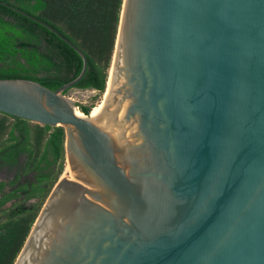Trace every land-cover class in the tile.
<instances>
[{
    "label": "water",
    "instance_id": "water-1",
    "mask_svg": "<svg viewBox=\"0 0 264 264\" xmlns=\"http://www.w3.org/2000/svg\"><path fill=\"white\" fill-rule=\"evenodd\" d=\"M14 8L82 66L54 89L0 78V111L65 131L13 264H264V0H123L95 116L63 92L84 51Z\"/></svg>",
    "mask_w": 264,
    "mask_h": 264
},
{
    "label": "trees",
    "instance_id": "trees-1",
    "mask_svg": "<svg viewBox=\"0 0 264 264\" xmlns=\"http://www.w3.org/2000/svg\"><path fill=\"white\" fill-rule=\"evenodd\" d=\"M5 3H4V2ZM123 0H0V78L24 77L52 89L78 74L79 53L24 10L55 27L85 53L87 67L72 87L105 92ZM71 88V87H70ZM69 88L63 92L66 93ZM89 115L91 104H79ZM91 109V111H90ZM65 131L0 111V165L24 166L45 177L32 187V204L20 210L0 207V264H13L52 186L64 167ZM23 157V161L19 158ZM46 168L45 172H41ZM1 203L13 195L1 188ZM24 189V187H20ZM23 191V190H22Z\"/></svg>",
    "mask_w": 264,
    "mask_h": 264
},
{
    "label": "flooded vegetation",
    "instance_id": "flooded-vegetation-1",
    "mask_svg": "<svg viewBox=\"0 0 264 264\" xmlns=\"http://www.w3.org/2000/svg\"><path fill=\"white\" fill-rule=\"evenodd\" d=\"M15 7L14 5H11ZM20 161H23V157L20 156ZM46 168H43L41 172H45ZM1 188L10 192L13 190V195L3 201L0 207L7 210H20L32 204L35 200V196L31 195L32 187L36 186L38 183L40 186H45V177L39 176L37 170L24 171V166L21 165H0V183H2ZM24 187V189L20 188ZM23 190V191H22ZM0 192V197H1Z\"/></svg>",
    "mask_w": 264,
    "mask_h": 264
},
{
    "label": "rangeland",
    "instance_id": "rangeland-1",
    "mask_svg": "<svg viewBox=\"0 0 264 264\" xmlns=\"http://www.w3.org/2000/svg\"><path fill=\"white\" fill-rule=\"evenodd\" d=\"M65 94L69 96L74 103L78 102L79 104H91V108L94 107L90 114L91 116H94L99 111L102 106L103 98L105 97V92H100L99 90L91 87H71ZM76 107L82 114H86L79 108V105L76 104ZM66 164L67 162L65 158L61 174H63Z\"/></svg>",
    "mask_w": 264,
    "mask_h": 264
},
{
    "label": "bare ground",
    "instance_id": "bare-ground-1",
    "mask_svg": "<svg viewBox=\"0 0 264 264\" xmlns=\"http://www.w3.org/2000/svg\"><path fill=\"white\" fill-rule=\"evenodd\" d=\"M108 81H109V79H108ZM107 86H108V82H107ZM106 91H107V89L105 90V96H106ZM93 108H94V107H93ZM78 111H79V110L77 109V112H78ZM99 111H100V109H99ZM99 111H98V112H99ZM79 112L81 113V111H79ZM98 112H97L95 115H97ZM81 114H82V113H81ZM95 115H94V116H95ZM66 165H67V164H66ZM65 168H66V167H65ZM64 170H65V169H64Z\"/></svg>",
    "mask_w": 264,
    "mask_h": 264
}]
</instances>
